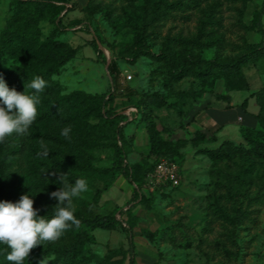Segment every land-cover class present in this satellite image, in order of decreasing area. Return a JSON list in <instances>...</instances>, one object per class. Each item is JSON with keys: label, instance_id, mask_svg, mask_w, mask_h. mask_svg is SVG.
<instances>
[{"label": "rangeland", "instance_id": "1", "mask_svg": "<svg viewBox=\"0 0 264 264\" xmlns=\"http://www.w3.org/2000/svg\"><path fill=\"white\" fill-rule=\"evenodd\" d=\"M86 1H50L45 10L37 11L31 0H0V44L11 29L21 31L33 25L30 19H35L37 29L31 45L17 53L0 52V74L15 73L20 82L23 75L43 74L49 79V88L38 93L41 103L28 134L8 137L24 142L26 151L6 158L0 143V201L17 202L23 194H29L34 203L49 198L63 187L59 176L65 174L69 184L79 178L88 183V190L73 198L75 209L113 218L112 229L81 223L73 231L66 230L59 242H45L32 249L23 264H36L44 251L47 255L40 261H50L78 235L87 237L79 250L85 259L82 264H99L113 248L121 249V254L112 259L128 264L123 230L127 227L131 228L136 264H264V160L253 153V148L264 142V123L242 125L246 132L239 139H228L252 155L212 160L204 151L225 139L196 140L187 125L197 110L217 98L216 91L225 89L220 73L213 71L216 79L211 87L208 80L199 84L185 76L171 91L165 86L164 67L146 56L131 55V50L138 49L160 53L168 39L191 38L207 15L211 22L205 24V36L194 52L202 60L238 55L241 37L250 43L264 41V0H249L245 5L199 0L195 9L186 11H166L164 3L177 0H132V4L129 0H104L101 11L93 15L86 13ZM240 22L250 28L244 29ZM206 39L214 44L210 46ZM110 62L116 67L114 90L107 70ZM243 72L247 90L262 88L264 56L245 62ZM147 92L165 93L173 104L144 106L139 98ZM54 104L65 108L64 115L39 120L38 115L54 109ZM121 115L125 119L121 120ZM118 125L122 136L118 143L132 166V182L115 163L114 130ZM69 126L80 135L81 158L53 173L52 138ZM203 131L207 137L212 135ZM151 134L161 148H175L180 174L177 187L149 190L144 186V173L155 156ZM41 141L48 156L37 155L43 152ZM121 209L125 225L118 221Z\"/></svg>", "mask_w": 264, "mask_h": 264}, {"label": "trees", "instance_id": "2", "mask_svg": "<svg viewBox=\"0 0 264 264\" xmlns=\"http://www.w3.org/2000/svg\"><path fill=\"white\" fill-rule=\"evenodd\" d=\"M50 1H58V2H66L67 0H31L32 4L36 7L37 11L45 10L50 3ZM130 4H132V0H129ZM199 0H177L173 3L165 2L166 11L167 10H181L186 11V9H195L199 5ZM249 0H230L231 3H241L245 5ZM104 0H87L85 4V11L87 14L93 15L101 11L103 7ZM61 7L56 8V14L59 12ZM165 11V10H164ZM152 14H155L153 11ZM262 12L258 13L259 23H261V15ZM153 16L150 17L151 21ZM210 15H207L205 18H202L200 21V27L198 32L194 33L191 38L188 37H178L174 39H168L165 42V47L160 53H153L149 50L138 49L131 50V55L133 58L139 56H146L149 59L158 62L162 67L165 68V76L167 81L165 86L173 91V84L178 82L185 76H191L194 78L199 84L206 82L211 87L216 78L212 76L213 71L217 70L220 73V76L223 78L224 88L226 91L229 90H240V89H248V84L246 81V76L243 72V65L248 60H257L264 56V41H259L257 43H250L245 40L244 37H241L242 46L240 48V52L235 56H226L219 57L217 55L215 58L202 60L198 54L194 52V47L199 46L201 44L202 38L205 36L204 29L205 24L211 22ZM146 22L144 25L149 23ZM36 23L35 19H30L29 24H33L28 27H24L21 31L11 29L8 33L5 34L4 41L0 44V52H4L7 50H11L13 53H17L22 50V48L27 47V45H31L37 38V29L34 26ZM241 23V26L244 29H249L248 25ZM29 29L31 32H29ZM261 29L263 27L261 26ZM212 39H206L204 42L209 41V45L212 46L214 43L210 41ZM181 47V49H176V47ZM93 47L97 54L100 56L101 60L105 62V56L103 53L97 48V45L93 43ZM107 70L109 72L111 78V89L114 90L115 84V71L116 67L114 63L110 62L107 65ZM2 74V73H1ZM3 75V74H2ZM43 78L47 84L45 88L48 87V77L45 75H37ZM30 77L23 75V80L17 81V75L15 73H9L8 75H3L8 87L10 89L15 88L16 91L21 92L25 84L30 83V81L37 77ZM34 90L29 91L32 93ZM195 91V90H194ZM193 91V92H194ZM38 95V93H35ZM255 96L256 103L258 105V111L255 115L257 123H264V86L262 88L257 89L252 92ZM217 98H227V94H219L216 93ZM139 102L147 107H159L163 105H171L173 103L168 102L167 96L165 93L161 92H147L142 93ZM54 109H48L47 111L38 115L39 120L56 118L58 116L64 115L65 108L62 105L54 104ZM120 119H125L124 115L120 116ZM247 130L246 127L241 126L240 132L241 134L245 133ZM193 138L199 141H215L216 138L212 134L210 136H206L204 131L195 130L193 131ZM70 140L65 139L61 134L57 138H52L53 143H55V158L50 165L51 171L53 173H60L65 170L70 164L77 159L81 158V149L79 147L80 135L73 131L70 132ZM115 136V163L120 170V173L125 177L129 182L135 180L131 176L132 166L129 165L124 157V150L122 145L118 143L120 141L121 136V126L118 125L114 130ZM151 146L155 148V156L154 160L151 164L149 170L144 173V182L146 180L147 173L155 166V164L162 157L169 158L175 160L176 156L174 155L175 148L172 146L161 148L158 143L156 137L151 134L150 135ZM61 145V146H60ZM1 147L6 154V158L23 154L27 147L24 142L18 141L14 138H8L5 142L1 143ZM205 154L214 161H221L231 159L235 154L239 155H252L248 149H245L241 145H233L232 142L228 139L223 140L217 147L206 149ZM253 153L256 157L264 160V142H260L253 148ZM177 187V186H176ZM158 188V187H157ZM156 188V189H157ZM155 189V190H156ZM12 203H16L11 200H4ZM58 203L57 200L52 198L40 199L39 201L33 204L34 209L38 210L39 216H44L45 219H51L55 214V205ZM126 210V209H125ZM120 219L118 221L122 224H126V220L124 219V212L122 209L119 213ZM226 220H230L229 215L222 213ZM74 216L80 221L79 224L84 223L87 224L91 228H101V229H112L113 227V218L104 215H90L84 211H80L75 209ZM125 227V226H123ZM76 226H72L69 228V231H73ZM126 233L127 239V248L125 250V254H127L128 264H136V253H135V245L133 242V237L131 233V228L127 227L123 229ZM63 235L54 243L59 242L62 239ZM87 238L86 235H78L76 239L68 245L62 247L61 250L55 252L54 257L47 261V264H82L84 263V256L79 252L80 247L84 239ZM50 245L54 243L48 242ZM10 249L7 245H3L0 249V264H10L7 261L6 256ZM121 254V249L113 248L111 253L104 257L99 264H123L122 259H112L115 256ZM47 255V251L42 253L41 257H37L36 264H40V259Z\"/></svg>", "mask_w": 264, "mask_h": 264}, {"label": "clouds", "instance_id": "3", "mask_svg": "<svg viewBox=\"0 0 264 264\" xmlns=\"http://www.w3.org/2000/svg\"><path fill=\"white\" fill-rule=\"evenodd\" d=\"M46 84L43 78L37 76L25 86L23 92H18L15 88L10 89L0 74V143L12 134H28L37 118V105L41 103L35 93L42 92ZM28 89L34 91L29 93ZM70 132V126L65 127L61 135L70 140ZM41 147L43 152L37 155L48 156L43 141ZM59 180L63 187L50 193V198L58 201L51 219L38 215L29 194L21 195L16 203L0 201V244L10 249L6 256L10 264H23L32 249L45 242L54 243L66 230L74 225L79 226L80 221L74 216L73 198L88 190L87 180L79 178L74 184H69L65 174H61ZM40 264H47V261L43 259Z\"/></svg>", "mask_w": 264, "mask_h": 264}, {"label": "crops", "instance_id": "4", "mask_svg": "<svg viewBox=\"0 0 264 264\" xmlns=\"http://www.w3.org/2000/svg\"><path fill=\"white\" fill-rule=\"evenodd\" d=\"M262 23V22H261ZM227 98H214L205 107L197 110L187 125V130H205L212 133L217 141L239 139L240 126H255L258 105L253 91L218 90Z\"/></svg>", "mask_w": 264, "mask_h": 264}, {"label": "built area", "instance_id": "5", "mask_svg": "<svg viewBox=\"0 0 264 264\" xmlns=\"http://www.w3.org/2000/svg\"><path fill=\"white\" fill-rule=\"evenodd\" d=\"M180 184L179 166L175 160L162 157L147 173L144 186L149 190L170 185L176 187ZM120 218V217H119Z\"/></svg>", "mask_w": 264, "mask_h": 264}]
</instances>
